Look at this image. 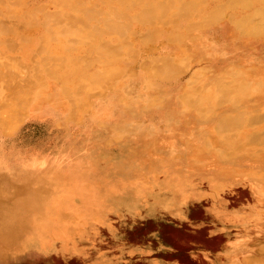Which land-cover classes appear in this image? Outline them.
Here are the masks:
<instances>
[{
  "label": "rangeland",
  "instance_id": "obj_1",
  "mask_svg": "<svg viewBox=\"0 0 264 264\" xmlns=\"http://www.w3.org/2000/svg\"><path fill=\"white\" fill-rule=\"evenodd\" d=\"M39 33L16 37L20 47L3 50L2 70L26 81ZM251 38L227 19L191 30L179 23L114 58L110 68L119 75L106 87L60 93L62 78L39 85L40 105L37 98L20 109L11 133L0 128V172L47 173L29 182L30 223L0 228L1 261L264 264V44ZM165 58L177 65L174 74L146 68ZM108 66L98 60L84 69L103 74ZM225 118L234 123L216 132ZM61 159L59 171H73L65 182L48 173ZM15 186L30 187L21 179ZM50 192L54 198L43 201ZM0 213V221L14 218ZM45 214L48 231L35 232V216Z\"/></svg>",
  "mask_w": 264,
  "mask_h": 264
},
{
  "label": "bare ground",
  "instance_id": "obj_2",
  "mask_svg": "<svg viewBox=\"0 0 264 264\" xmlns=\"http://www.w3.org/2000/svg\"><path fill=\"white\" fill-rule=\"evenodd\" d=\"M47 5H53L55 10H48ZM3 18L13 19V23L6 25ZM41 19L43 20L39 24ZM184 19L190 20L183 22ZM224 19L228 20L230 29L237 35L250 36L264 44V0H46L37 7L27 6L25 0H0V65L4 63L1 60L4 49L11 51L20 47L14 40L16 37L29 38L37 29L40 32L38 43L32 47L27 57V67L33 70L26 80L28 82L15 74V70H2L0 67V89L4 88L5 91L0 96V128L5 133H11L15 127L16 115L38 98L39 85H47L46 82L51 78L64 79L60 93H81L84 87L92 83L106 87L110 82L107 79L111 76L117 78L119 75L118 70L110 68L112 60L123 51H133L136 41L147 46L164 30H177L179 23L191 30L195 26ZM98 60L109 65L108 72L89 74L84 68ZM176 66L172 60L165 58L147 64L146 68L151 69L154 72L152 74L168 76L174 74ZM215 91L224 93L225 87L218 85ZM80 100L75 97L70 103L76 108ZM41 102L42 99L38 98L36 106ZM74 108L73 113L77 112H74ZM251 115L247 113L246 118L244 114L241 117L246 120ZM255 117L254 114L252 118ZM233 123V118H225L214 129L218 132ZM256 140L254 135L253 142ZM63 160L61 159L62 163L50 166L48 173L54 169L62 175L60 181L65 182L73 171H59L65 164ZM7 172H0V192L11 191L16 194L0 197V211L5 216L13 215L14 218L1 219L0 228L15 223H30L28 208L32 206L31 203L36 204L31 201L32 197L31 203L28 199L32 188L29 182L37 183L39 177L47 174L37 168L16 167ZM64 177L66 178L63 179ZM5 179H8L7 182H4ZM20 179L30 187H13ZM3 185L11 187L5 188ZM54 195L50 192L43 201H50ZM46 216H35V232L48 231L41 223L46 220ZM3 240L4 238L0 242Z\"/></svg>",
  "mask_w": 264,
  "mask_h": 264
},
{
  "label": "crops",
  "instance_id": "obj_3",
  "mask_svg": "<svg viewBox=\"0 0 264 264\" xmlns=\"http://www.w3.org/2000/svg\"><path fill=\"white\" fill-rule=\"evenodd\" d=\"M0 262H1L0 264H10V263H5L6 261L5 262L1 261V259Z\"/></svg>",
  "mask_w": 264,
  "mask_h": 264
}]
</instances>
